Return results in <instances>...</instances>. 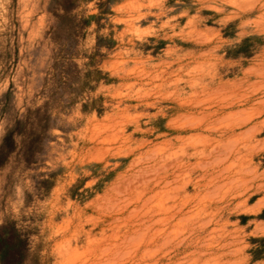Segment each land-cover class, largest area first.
<instances>
[{
    "label": "rangeland",
    "instance_id": "obj_1",
    "mask_svg": "<svg viewBox=\"0 0 264 264\" xmlns=\"http://www.w3.org/2000/svg\"><path fill=\"white\" fill-rule=\"evenodd\" d=\"M0 264H264V0H0Z\"/></svg>",
    "mask_w": 264,
    "mask_h": 264
},
{
    "label": "trees",
    "instance_id": "obj_2",
    "mask_svg": "<svg viewBox=\"0 0 264 264\" xmlns=\"http://www.w3.org/2000/svg\"><path fill=\"white\" fill-rule=\"evenodd\" d=\"M3 143H5V144L13 143V134H12V133L8 134V135L4 138ZM5 241H7V240H5ZM7 242H8V241H7ZM17 245H18V244L15 242V240H14V242H12L11 244L9 243V244H8V250L5 251V256H8V255L10 254L11 250L14 249V248H16Z\"/></svg>",
    "mask_w": 264,
    "mask_h": 264
}]
</instances>
